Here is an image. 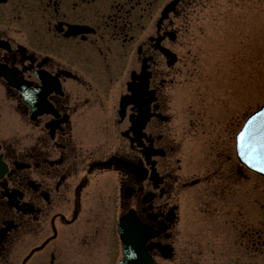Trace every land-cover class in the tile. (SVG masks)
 I'll return each instance as SVG.
<instances>
[{
	"label": "flooded vegetation",
	"instance_id": "obj_1",
	"mask_svg": "<svg viewBox=\"0 0 264 264\" xmlns=\"http://www.w3.org/2000/svg\"><path fill=\"white\" fill-rule=\"evenodd\" d=\"M163 5L0 0V264H67L69 253L117 250L115 221L128 211L158 234L155 243L173 245L181 189L216 188L217 170L190 179L180 168L167 93L178 73L155 49L168 44L157 27ZM142 70L152 101L137 131L141 110L120 104ZM24 94L40 95L55 116L34 115ZM217 137L209 154L220 168L225 127ZM123 165L140 169L141 181ZM241 242L264 252L258 231ZM181 259L173 251L170 264Z\"/></svg>",
	"mask_w": 264,
	"mask_h": 264
},
{
	"label": "rangeland",
	"instance_id": "obj_2",
	"mask_svg": "<svg viewBox=\"0 0 264 264\" xmlns=\"http://www.w3.org/2000/svg\"><path fill=\"white\" fill-rule=\"evenodd\" d=\"M184 13L173 48L181 73L173 88L175 124L180 134L187 132L180 137L183 167L191 169L189 176L205 174L208 150L223 127L231 147L226 171L215 182L221 196L204 197L197 187L182 195L179 247L191 252L193 264L248 263L237 236L252 224L264 229V179L237 164L231 139L244 118L264 104V0H195ZM110 252L98 262H115L117 251ZM93 256L72 263L94 264Z\"/></svg>",
	"mask_w": 264,
	"mask_h": 264
},
{
	"label": "water",
	"instance_id": "obj_3",
	"mask_svg": "<svg viewBox=\"0 0 264 264\" xmlns=\"http://www.w3.org/2000/svg\"><path fill=\"white\" fill-rule=\"evenodd\" d=\"M164 54L166 57L172 59L170 62V64L172 65L174 63V59L170 55H168V53L166 51H164ZM148 238L149 237L146 234V238L144 241H146ZM144 241L142 242V244L144 243ZM126 246H130V250L128 248H127V250L125 249V256L127 258H129L130 254H133L134 259H136L137 261L141 260V264H152V262L149 260V258L147 256V251L149 249L145 250L142 248V245L140 246L136 242L135 243L129 242V240H128ZM165 251H167V250H165Z\"/></svg>",
	"mask_w": 264,
	"mask_h": 264
}]
</instances>
